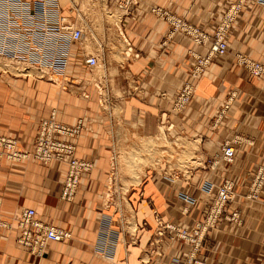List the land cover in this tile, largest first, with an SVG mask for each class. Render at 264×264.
Here are the masks:
<instances>
[{
  "label": "crops",
  "instance_id": "obj_1",
  "mask_svg": "<svg viewBox=\"0 0 264 264\" xmlns=\"http://www.w3.org/2000/svg\"><path fill=\"white\" fill-rule=\"evenodd\" d=\"M101 1V12L114 6ZM235 1L138 0L131 14L120 16V35L108 27L107 38L125 43L130 52L122 69L110 71L122 73L121 79H110L122 97L109 100L123 107L120 132L130 139L161 137L166 114L174 140L187 139V152L202 156V166L187 179L171 182L162 167L147 169L128 194V214L109 203L119 136L116 118L102 107L97 89L72 98L47 81L4 75L12 70L0 67V136L17 139L18 149L30 153L40 121L56 112L61 123L83 121L82 133L65 140L76 145L74 158L94 165L82 174L74 200L66 202L61 193L71 157L46 166L33 157L11 161L0 156V219L11 224L0 227V264H183L192 244L172 239L170 230L158 236L157 217L179 228L204 221L225 180L234 181L236 198L208 230L196 258L204 264H264V187L257 199L248 197L255 173L264 165V78L253 77L235 61L241 53L264 64V5L246 2L230 29L226 56L212 60L180 114L172 106L194 66L190 52L207 56L211 44L197 46L185 35H170L166 20L150 11L168 10L213 35ZM50 2L54 10L55 0ZM74 51L82 52L78 47ZM98 83L102 92L104 81ZM228 142L235 143L232 163L221 160ZM28 209L36 211L37 220L69 231L71 240L50 241L43 256L21 246L16 218ZM234 213L238 222L229 219Z\"/></svg>",
  "mask_w": 264,
  "mask_h": 264
},
{
  "label": "built area",
  "instance_id": "obj_2",
  "mask_svg": "<svg viewBox=\"0 0 264 264\" xmlns=\"http://www.w3.org/2000/svg\"><path fill=\"white\" fill-rule=\"evenodd\" d=\"M248 1L236 0L232 3L213 35L168 10L159 7L150 9L152 13L166 20L170 26V35H185L197 46L211 44L207 56L190 52L195 63L188 81L174 100L173 113L180 114L189 105L194 95L195 82L206 73L212 60L215 57L226 56L230 29ZM251 1L264 5V0ZM111 2L121 11L122 16L131 14L138 4V0H111ZM62 7L59 0H55L54 10L50 0H0V59L45 71L49 77L56 73L66 74L73 48L77 45L82 46L84 32L66 21L69 19L61 15ZM81 50L85 65L90 69L97 67L98 57L86 55L84 49ZM235 61L253 77L264 78V64L241 53L235 56ZM83 130V121H79L76 125H67L58 121L54 112L49 118L40 121L32 152L20 151L17 139L0 136V148L3 149L0 151V156L11 161L33 157L46 166L54 161L65 162L71 157L68 160L69 171L61 193L62 200L71 202L74 200L82 174L91 172L94 166L90 161L74 158L76 145L65 140L75 139ZM235 159V143L228 142L223 147L221 160L232 163ZM263 187L264 165L256 171L248 197L257 199ZM235 198V183L226 180L218 187L217 196L204 221L197 222L191 228H179L166 224L157 217L158 236H163L164 230L172 231V239L179 238L193 246L191 254L183 264H204L196 258L202 241L208 230L218 225L225 208ZM229 219L234 222L240 220L237 213L232 214ZM16 221L21 231L18 243L37 256L44 255L50 241L67 242L72 238L69 231L37 220L34 209L23 211ZM9 225L11 224L0 219V227L7 228ZM174 264L181 263L176 261Z\"/></svg>",
  "mask_w": 264,
  "mask_h": 264
},
{
  "label": "rangeland",
  "instance_id": "obj_3",
  "mask_svg": "<svg viewBox=\"0 0 264 264\" xmlns=\"http://www.w3.org/2000/svg\"><path fill=\"white\" fill-rule=\"evenodd\" d=\"M100 1L63 0L64 3H62V0L60 1L61 5L67 9L65 14L63 11L61 15L69 19L66 20L69 24L80 28L84 32L82 46L77 45L75 47L83 48L86 55L98 57L97 67L88 68L84 63L83 52L78 54L77 51H73L66 74L56 73L49 77L47 74L44 75L33 71L31 68L26 67L27 65L21 66L22 64L17 63L15 65L2 59H0V67L9 68L12 72L4 74L0 69V74L13 75V77H17V80L24 82L29 79L47 81L54 84L60 92L71 94L72 98H83L82 95L86 97L87 90L90 93L92 89H97L98 95L101 94L99 97H102V107L116 118V130H118L117 136H119L112 160L113 170L109 203L116 202L119 208L125 214H128V194L134 185L142 182L147 169L160 170L162 167L160 172L165 178L168 177L171 182L182 178L187 179L197 170V167L202 166V156L201 154L197 155L187 152L189 150H186L187 146H190L187 139L184 138L178 142L174 140L176 139L173 133L174 127L170 126L167 117L163 122L160 121L159 134H162L161 137L147 136L145 139H130L120 132L122 129L118 118H121L123 107L121 104L112 106L110 101L112 102V100L122 97V95H118L119 89L114 84H111L110 79L114 77L121 79L122 73H119V71L112 74L110 71L122 69L120 65H125L127 62L126 57L130 55V52L124 47L126 46L125 43L124 45L123 42L118 44L107 38L109 34L108 27L120 35L119 18L122 15L121 11L116 6H104V10L101 12ZM105 1L107 0H102L101 2L105 3ZM80 6L83 12L80 11ZM124 49L126 50L124 51ZM100 80L104 81L102 92L99 86L100 83L97 84ZM123 82L126 83V79ZM152 172L155 174L154 170Z\"/></svg>",
  "mask_w": 264,
  "mask_h": 264
},
{
  "label": "bare ground",
  "instance_id": "obj_4",
  "mask_svg": "<svg viewBox=\"0 0 264 264\" xmlns=\"http://www.w3.org/2000/svg\"><path fill=\"white\" fill-rule=\"evenodd\" d=\"M21 66H25V65H21ZM26 67H28V66H26ZM30 68V67H29ZM34 71H37V72H40V73H44V75H46V72L45 71H40V70H37V69H34V68H32Z\"/></svg>",
  "mask_w": 264,
  "mask_h": 264
}]
</instances>
